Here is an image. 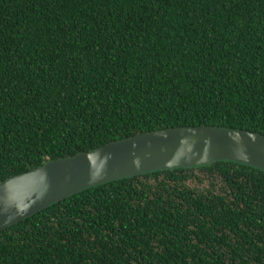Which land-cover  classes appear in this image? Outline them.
Wrapping results in <instances>:
<instances>
[{
	"label": "trees",
	"instance_id": "1",
	"mask_svg": "<svg viewBox=\"0 0 264 264\" xmlns=\"http://www.w3.org/2000/svg\"><path fill=\"white\" fill-rule=\"evenodd\" d=\"M202 124L264 134V0H0V180ZM0 264H264V171L87 187L0 230Z\"/></svg>",
	"mask_w": 264,
	"mask_h": 264
},
{
	"label": "water",
	"instance_id": "2",
	"mask_svg": "<svg viewBox=\"0 0 264 264\" xmlns=\"http://www.w3.org/2000/svg\"><path fill=\"white\" fill-rule=\"evenodd\" d=\"M220 160L264 171V134L202 124L160 128L111 140L0 180V230L90 186Z\"/></svg>",
	"mask_w": 264,
	"mask_h": 264
}]
</instances>
